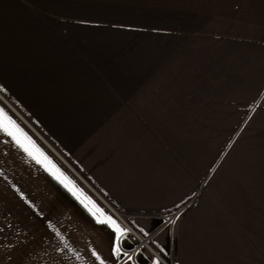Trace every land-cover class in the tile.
<instances>
[{
	"label": "crops",
	"instance_id": "0c3cea01",
	"mask_svg": "<svg viewBox=\"0 0 264 264\" xmlns=\"http://www.w3.org/2000/svg\"><path fill=\"white\" fill-rule=\"evenodd\" d=\"M61 1L64 2L62 6H68L72 0ZM73 2H77L76 8L62 10L199 13L208 31L205 35H201L202 31H189L175 41L167 57L163 54L161 58L160 71H182L192 75H187L191 77V82L182 85L184 88L169 83L166 72L154 77L153 71H143L139 73L142 80L138 82V73L128 71V90L122 89L119 83L113 84L120 93L125 94L119 100L114 99L113 106L99 96H96L98 100H91L92 104L87 103L83 95L72 98L66 94L65 85L57 84L60 75L70 73L55 71L58 54L67 51L68 46L76 45L69 32L57 35L58 31L54 29V34L51 30L42 32L40 28L30 31L29 27L36 21L28 20L25 23L26 42L19 32L15 48L11 49L0 38V108L51 161L48 164L41 157V163H37L11 137L0 132V185L5 188L1 192L5 195L3 197L7 198L2 203L15 204L17 211L13 215L9 212L12 207L3 208L4 219L18 221V226L10 232L11 237L17 238V241L11 239L17 254L15 261L18 264L20 261L23 264H39L45 258V262L50 264H101V261L103 264H117L124 251L128 256L124 255L123 258L130 260L134 257L139 264H155L158 260L144 250L140 252L136 249L137 243L129 229L141 236H153L156 247L166 252L170 247L169 224L163 221L164 217L174 215L175 223L178 221L175 239L174 236L171 238L176 252L175 264H263L264 199L261 194L255 198L259 206L249 209L235 193L220 196L213 195L212 189L202 191L207 184L212 186L215 178L212 175L218 168L214 163L203 186L199 184L191 188L188 197L175 202L174 205H177L170 209L167 203H158L154 206V212L152 205L149 208L145 203L137 204L136 200L146 192L152 195L151 191L139 188L146 171L142 161H151L150 139L148 143L145 139H138L137 126L133 122L121 128L120 123L110 120V132L118 128L116 137L119 147L111 148L109 155L115 150L122 153L116 159H108L107 173L100 168L108 161L99 156L101 150L89 147L90 144L88 146L84 141L87 122L94 119V113L101 114L116 108L117 103L119 106L127 98L126 95L128 101L139 102L136 106L145 107L144 113L148 117L151 116L148 110L155 109L174 119L184 113L194 116L191 112L194 100L186 99L185 91L209 92V97L215 93L213 99L220 95L225 105L231 108L233 92L240 90L246 94L239 100L240 118L235 123H241L253 112L255 119L251 123L264 124V0ZM169 3L170 6L167 5ZM106 5L113 7L105 8ZM117 5H122V8H116ZM84 24L86 31L82 40L91 37L93 27H100L101 32L96 31L98 34L105 32L103 22L96 20ZM191 24L195 25L196 21L192 19ZM9 54L13 56L10 62ZM24 60H27L28 68L24 66ZM9 64L16 71L9 72ZM150 80L151 83L148 82ZM142 81L144 83L139 85ZM133 85L136 87L131 89ZM53 87L59 88L57 94ZM64 95L67 99H64ZM54 105L58 108L53 109ZM76 107H79V112L72 110ZM90 108L93 109L91 113L88 111ZM226 114L225 121L231 124L234 119L232 111ZM171 121L174 123L171 133H175L179 124ZM82 144L85 149H80ZM76 145L80 148L76 149ZM58 165L74 174L107 211L92 203L83 189H78ZM229 181L223 180L222 183ZM220 183L217 182L216 187L224 188ZM243 183L246 184L245 181ZM184 185L179 182L171 188L179 192ZM172 192L178 194L174 190ZM176 195L169 194L171 197ZM232 197L239 198L240 204H234ZM190 200L189 209L184 211L183 205ZM119 217L124 223L119 222ZM22 220L26 221L25 225H22ZM109 220L114 221L121 232H117ZM40 244L42 250H37ZM28 250L33 252L29 253ZM40 252L44 254L42 258L39 257ZM155 254L159 256L157 252ZM10 260L7 257L6 261Z\"/></svg>",
	"mask_w": 264,
	"mask_h": 264
},
{
	"label": "rangeland",
	"instance_id": "374dc122",
	"mask_svg": "<svg viewBox=\"0 0 264 264\" xmlns=\"http://www.w3.org/2000/svg\"><path fill=\"white\" fill-rule=\"evenodd\" d=\"M76 3L72 0L68 2V6H62L64 2L61 0H0V38L11 49L15 48L16 35L19 32H21L22 40L26 42L25 23L28 20L36 21L29 27L30 31H38L40 28L42 32L51 30L52 34H54V29L55 32L58 31L57 35L59 33L68 34V32L72 34L73 42L76 45L68 46L67 51L60 52L55 66V71H70V73L60 75L57 84L65 85L66 94L72 98L86 96L89 104L93 103L91 100H98L96 96H99L100 99L109 101V106H113L114 99L119 100L122 95H125L120 93L116 89L117 87H113V84L119 83L122 89L128 90L129 82L126 81L128 71L138 73V82L142 80L139 73L143 71H153L154 77H160L163 72H166L168 82L179 84L181 88L191 82V77H187V75L192 76L191 74H184L182 71H160V66L161 58L164 55L165 57L168 56L169 49L176 44L175 41L178 38L187 35L191 30L194 33L202 31L201 35L207 34L208 28H206L203 18L199 17V13H167L154 10H134L131 12L62 10L65 8L74 9ZM170 4L167 5L170 6ZM104 7L112 8L113 6L106 5ZM116 8H122V5H117ZM192 19L196 21L195 25L191 24ZM96 20L99 23H104L105 32L98 34L101 32L100 27L98 29L93 27L91 28L93 29L91 37L82 40L83 32L86 31L84 23ZM97 30L98 32H96ZM12 57V54L8 55L9 62ZM26 64L27 60H24L25 67H27ZM10 71H16V68L11 67V64H9ZM148 82L151 83V80ZM142 83L144 82L142 81L139 85ZM134 87L136 85H133L131 89ZM53 89L57 94L59 88L53 87ZM185 92L186 99H192L195 103L191 110L194 114L192 117L188 116V113H184L171 119L167 113L155 109L148 110L151 114L148 117L144 113L145 107L136 106L139 102L128 101V95H126L127 98L122 100L119 106L117 103L116 108L101 114L95 115L94 113V119L91 118L92 120L87 122L84 142L88 146L90 144L89 147L101 150L99 156L103 159H116L120 157L122 151L115 150L112 155H109L111 148L119 147V141L116 137L118 128L115 127L111 133L109 129L110 120L113 123H120L119 127L121 128L124 127V124L133 122L137 126L138 139H145L146 142L150 139L149 142L152 147L151 161H142L146 171L144 172L143 183L139 187L151 191L152 195L150 192H146L144 195L136 197V200L137 204L143 205L145 203L149 208L152 205L154 212V206L158 203H167L166 205L170 209L177 205H174L175 202L187 198L191 188L197 187L199 184L203 186L214 163L218 168L212 175L215 176L211 183L212 186L207 184L202 188V191L212 189L213 195L220 196L235 193L247 208L259 206L256 203V196L261 194L264 199V124L261 122L251 123L255 119L254 116L252 117L253 112L250 116L242 119L243 123H235L240 118L241 102L239 100L246 93L234 90L233 104L230 108L225 105L220 95L213 99L215 93H211V97H209V92L199 90ZM46 93L48 95L47 91ZM181 94L184 95V93ZM64 96V99H67V96ZM237 98L238 100H236ZM55 103L59 102L55 101ZM57 108L54 105L53 109ZM78 108H72V110L79 112ZM253 109L255 110V108ZM92 110L90 108L89 113ZM227 111H232L234 119L231 124L225 121ZM171 120H175L179 124L175 133H171L174 126ZM75 147L76 149L80 148L79 145ZM85 148V145L82 144L80 149ZM57 163L59 164V162ZM109 163L108 160L100 165L105 173H107L106 169L109 167ZM58 166L64 170V173L78 189H83L92 203L107 211L95 195L90 194V191L74 174L66 170L64 166ZM223 180L230 181L222 183ZM216 181L221 182L220 185L224 188H217ZM243 181L246 182L245 185ZM179 182L185 185L178 192L176 188H171V186H175V183ZM3 188L0 185V264H18L15 261V257H17L14 252L15 246L11 242L12 238L16 241L17 238L16 236L11 237L10 234L11 230L18 226V221L17 219H4L5 213L3 212V208L12 207L9 212L16 215V205L2 203L7 199L1 193ZM172 190L178 194L170 193ZM169 194L176 196L171 197ZM232 200L234 204H240L239 198ZM191 202L190 200L189 203L183 205L184 211L189 209ZM172 216L174 215H168V217H164V221L162 220L163 223L169 224L168 233L170 236L168 241H170V247L168 251L161 252L154 244L153 236H150L152 237L153 249L160 258L144 250L152 258L164 264L166 262L167 264L176 263V252L171 238L174 236L175 239L178 221L175 223L176 220ZM118 220L120 223H124L122 218L119 217ZM29 222L31 223V221ZM25 224L26 221H23L22 225ZM132 232L133 235L137 234L133 230ZM133 235L132 237L136 241L137 239ZM138 236L141 237V235ZM136 243L138 246V241ZM137 246L136 249L139 250ZM42 247L40 244L37 250H42ZM27 252L30 253L33 250ZM122 253L128 256V253L124 251ZM43 255L40 252L39 257L42 258ZM123 256L117 264L129 262L134 264L137 260H134V257L128 260ZM7 257L11 259L10 262L6 261ZM44 259L42 258L39 264H50ZM260 259L262 260V258ZM136 263L139 264L138 260ZM19 264H23L22 261Z\"/></svg>",
	"mask_w": 264,
	"mask_h": 264
},
{
	"label": "snow or ice",
	"instance_id": "6c2138e0",
	"mask_svg": "<svg viewBox=\"0 0 264 264\" xmlns=\"http://www.w3.org/2000/svg\"><path fill=\"white\" fill-rule=\"evenodd\" d=\"M0 132H3L6 136L11 137L19 147L32 156L33 159H36L37 163H41L40 158L42 157L44 161H47L48 164H51V161H48L47 157L44 156V154L35 146V144L32 143L30 138L27 137L23 130L15 123L14 120H12V118L7 112L4 111L3 108H0ZM52 168L54 169L55 166L52 165ZM61 182H63V180ZM69 190L71 191L72 189L70 188ZM73 194L75 195V192ZM109 222L112 223L117 232H121V229L115 226L114 221L109 220ZM97 259H99V257H97ZM101 264H103V261H101ZM155 264H159V262L157 261Z\"/></svg>",
	"mask_w": 264,
	"mask_h": 264
},
{
	"label": "built area",
	"instance_id": "2783aa9c",
	"mask_svg": "<svg viewBox=\"0 0 264 264\" xmlns=\"http://www.w3.org/2000/svg\"><path fill=\"white\" fill-rule=\"evenodd\" d=\"M136 237V241H138V249L139 250H147L149 253L156 255L153 252V245H152V237L150 236H138L137 234L134 235ZM157 257V256H156Z\"/></svg>",
	"mask_w": 264,
	"mask_h": 264
},
{
	"label": "bare ground",
	"instance_id": "6f19581e",
	"mask_svg": "<svg viewBox=\"0 0 264 264\" xmlns=\"http://www.w3.org/2000/svg\"><path fill=\"white\" fill-rule=\"evenodd\" d=\"M155 253V252H154Z\"/></svg>",
	"mask_w": 264,
	"mask_h": 264
}]
</instances>
